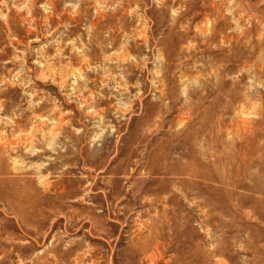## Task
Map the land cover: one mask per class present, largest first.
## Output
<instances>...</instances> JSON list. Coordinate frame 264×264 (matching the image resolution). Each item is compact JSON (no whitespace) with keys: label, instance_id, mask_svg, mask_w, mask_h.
Listing matches in <instances>:
<instances>
[{"label":"rangeland","instance_id":"rangeland-1","mask_svg":"<svg viewBox=\"0 0 264 264\" xmlns=\"http://www.w3.org/2000/svg\"><path fill=\"white\" fill-rule=\"evenodd\" d=\"M0 264H264V0H0Z\"/></svg>","mask_w":264,"mask_h":264}]
</instances>
